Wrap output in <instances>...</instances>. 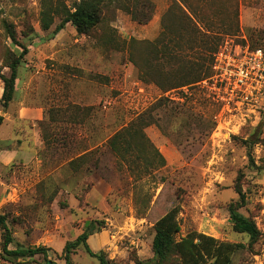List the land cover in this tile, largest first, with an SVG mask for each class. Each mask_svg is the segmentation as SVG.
Listing matches in <instances>:
<instances>
[{"label": "rangeland", "instance_id": "1", "mask_svg": "<svg viewBox=\"0 0 264 264\" xmlns=\"http://www.w3.org/2000/svg\"><path fill=\"white\" fill-rule=\"evenodd\" d=\"M62 1L0 0L2 74L9 73L3 67L7 51L20 52L7 38L3 19L15 25L19 42L29 50L10 105L17 101L20 106H38L47 114L40 125L46 142L39 153L41 165L0 164V216H6L13 239L9 250L45 247L48 260L65 264V245L91 222L101 221L104 227L88 240L94 253L104 252L113 264L147 262L153 257L156 223L176 209L178 241L196 233L242 244L247 249L234 264H264V102L254 113L224 110L211 82L203 83L212 76L211 58L226 43L264 51V0H184L199 12L204 25L198 21L203 35L192 43L180 23L172 24L177 36L170 48H181L176 52L181 61L158 52L169 42L162 36L163 17L172 0H152L156 10L147 25L133 22L121 7L110 6L88 36L67 24L52 37L61 18L55 16L44 32L41 12L60 7ZM176 1L188 12L183 0ZM131 40L143 43L136 46L138 68L129 59ZM189 59L196 68L192 74L184 68ZM194 77L204 80L170 90L149 83L155 79L178 85ZM2 90L0 81V99ZM7 110L0 102V117ZM138 117L152 122L144 133L165 166L160 168L158 159L150 164L152 158L142 153L148 148L139 145L142 159L132 167L147 172L134 175L107 142ZM52 120L56 124L51 127ZM3 148L8 147L0 145ZM97 148L99 153H90ZM238 181L246 195L240 212L254 220L261 233L253 245L230 221L229 206L239 199ZM3 245L0 230V264H9L2 256ZM72 261L100 264L82 247ZM14 264H45V259L36 256Z\"/></svg>", "mask_w": 264, "mask_h": 264}, {"label": "trees", "instance_id": "2", "mask_svg": "<svg viewBox=\"0 0 264 264\" xmlns=\"http://www.w3.org/2000/svg\"><path fill=\"white\" fill-rule=\"evenodd\" d=\"M65 1L72 2V5H66ZM121 4H123V6ZM182 4L188 6V8L186 7L188 12L180 3H178V1L172 0L171 6L163 17L164 19L168 18V20L165 21L167 24H164L163 19L162 36L168 38L169 42L165 46L162 45V48L161 46L158 48L159 53L163 54V51H165L164 53L168 57L174 56V59L178 61H181V59L176 57V55H178L176 52H181V48H170L171 43L174 42L177 36L172 34V24L174 22L180 23V29L189 34L190 41L192 43L195 42L197 37L203 35L199 27V22L202 23V18L200 17L199 12H197L190 4L188 5V2L184 0ZM110 6L121 7L131 16L132 21L139 25L149 24V22L153 19L156 10L155 3L152 0H63L60 7L58 6L54 8L52 6L47 8V10L43 9L40 20L41 30L48 32L54 22V17L59 16V18H61V22L53 31L52 37L62 31L67 24H72L79 35L88 36L96 27H98L99 24H101L103 10ZM173 11L178 12V18ZM175 16L176 19L173 20ZM2 24L11 45L20 51L16 52L13 49H9L7 51L3 67L8 69V75L2 74V70L0 69V81L3 84L0 102L3 110L6 111L14 99L16 82L18 80V70L28 55L29 50L25 45L19 42L16 27L13 23L3 19ZM141 44L143 43L135 40H131L129 42V59L130 62L137 68L140 66V62L136 60L135 52L136 46ZM194 50L195 49L190 48L191 52ZM214 51L216 50L214 49ZM210 63H213V58H211ZM200 67L201 70L199 71V74H201L204 68L203 66ZM184 68H187L189 74L194 73L196 70L193 65V61L190 59ZM184 68H181L182 71ZM210 74L209 69L208 73H205L204 78L208 79ZM202 78L203 77L190 78L178 85L176 83L172 84L169 80L158 81L155 79L153 81H149V83L155 84L160 88L170 90L198 83L204 80ZM145 122L146 120L144 118L139 119L138 117L137 120L131 123L128 127L115 133L107 142L110 152L121 160L127 161L129 164V170L134 175H141L140 173L147 172V168L138 170L139 167H132V164L138 160L141 161L142 159L141 154L136 150V147L138 148L139 145H144L148 148L147 151L142 153L149 155L152 158L149 160L150 164H154L155 160L158 159L161 164L160 168L165 166V160L161 153L154 147L144 133V129L150 126L152 122ZM2 123L3 117H0V126ZM245 144L250 145L251 141H248ZM90 153H99V148ZM82 158L83 157L78 160H81ZM249 158L250 166L255 167V162L251 155H249ZM75 162L76 161H72L70 165L73 166ZM236 193L238 194L239 199L235 203L231 204L228 209L230 221L233 230L236 233L247 235L250 239V245H253L260 239L261 233L255 221L240 212V209L244 207L246 203V195L243 192L239 181L237 182ZM138 212H140L139 209L137 210V213ZM103 227L104 222L93 221L84 228L83 232L75 241L68 242L63 250L65 264H74L72 256L80 247H82L85 253L90 257L96 258L100 264H113L108 261L104 252L96 254L88 245L89 238L98 233ZM154 228L155 235L152 243V259L147 262L137 260L135 261V264H234V258L247 249V247L242 244L219 242L212 237L196 233L189 234L185 238L178 241L176 236L180 233V226L177 221L176 209L171 210L164 217H162L156 223ZM0 230H2L4 234L2 256L9 264H14L19 260L29 261L36 256H43L45 264H57L56 262L48 260L49 249L45 247L17 248L15 250H9V246L12 244L13 239L8 227L6 216H0Z\"/></svg>", "mask_w": 264, "mask_h": 264}, {"label": "built area", "instance_id": "3", "mask_svg": "<svg viewBox=\"0 0 264 264\" xmlns=\"http://www.w3.org/2000/svg\"><path fill=\"white\" fill-rule=\"evenodd\" d=\"M210 89L222 109L254 113L264 102V51L249 45L221 46L214 55Z\"/></svg>", "mask_w": 264, "mask_h": 264}, {"label": "crops", "instance_id": "4", "mask_svg": "<svg viewBox=\"0 0 264 264\" xmlns=\"http://www.w3.org/2000/svg\"><path fill=\"white\" fill-rule=\"evenodd\" d=\"M46 120L47 114L42 107L20 106L17 101L9 106L0 126V145L8 147L0 150L1 166L23 164L34 168L41 165L39 153L46 142L40 125ZM49 124L52 127L56 122L52 120ZM5 128L7 130L3 132Z\"/></svg>", "mask_w": 264, "mask_h": 264}]
</instances>
